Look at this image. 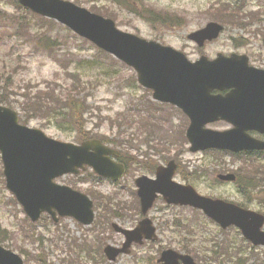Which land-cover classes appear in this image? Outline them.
<instances>
[{
  "label": "rangeland",
  "instance_id": "rangeland-1",
  "mask_svg": "<svg viewBox=\"0 0 264 264\" xmlns=\"http://www.w3.org/2000/svg\"><path fill=\"white\" fill-rule=\"evenodd\" d=\"M79 1L81 6L87 9L95 5L101 8V11H107L108 15L116 17V25L121 30L148 40L159 41L183 51L190 60H195L200 53L186 35L212 20L208 11L213 13L211 6L216 5L217 0H137L136 3L125 0L121 5L113 0ZM257 1L246 0V6L250 4L253 9H258ZM142 4L161 12L178 14L184 19V24L170 28L142 19L137 14ZM261 11L264 23V7ZM37 22L33 16L16 9L10 0H0V93L7 95L8 102L18 112L24 124L40 129L51 138L72 143L78 142V130L73 126L67 110L56 106L58 114H62L61 117L52 112H38L49 105L45 99L40 103L42 107L33 109L32 103L37 97L35 91L51 89L57 94L62 93L63 96L59 98L63 100L67 93L70 90L71 93L73 87H76L75 92L79 93V98L85 96L88 109L85 113L84 130L115 143L123 152L124 158L130 162V166L125 177L117 183L99 180L91 175L90 170L87 172L90 173L88 181L80 182L70 176L59 178L57 181L76 185L83 192L91 188L111 197V206L119 212L118 217L106 214L104 207L103 213L100 208L96 211V215L99 213V224L104 228L102 235L107 243L119 245L122 241L120 234L112 230L109 232L111 222L123 227H133L139 220L135 210L137 202L134 198V179L141 174L153 176L139 164L145 157L152 159L155 164H162L166 156L173 158L176 155L184 173L182 177H185L183 179L177 174L175 178L178 182L184 180L190 183L205 196L225 198L244 203L252 209L264 210V184L259 187L262 192L255 189L248 193L249 198H245L237 191L234 183L217 182L216 174L226 172L218 170L221 167L218 164L220 159L209 152L192 153L188 150V144L184 140L187 118L177 108L155 104L158 112L156 108L147 109L152 106L148 102L155 101L150 92L131 80L135 73L130 67L110 55L95 57V46L59 23L52 27L47 41L37 40V26L34 25ZM251 32L250 27L242 29L226 25L215 41L205 44L200 50L208 58L215 57L217 52L225 55L247 54L253 65L264 67V40ZM72 72L78 74L79 78H72ZM183 121H186V125L181 133ZM210 127L223 129L228 125L218 123ZM151 139L156 142L152 143ZM1 171L0 159V230H7L1 244L18 253L24 264H38V256L47 264H64L62 259L70 260V257L77 255L81 258L73 264H153L148 261L147 256L158 255V248L171 247L181 250L183 245H188L190 250L199 256H207V260L213 264L208 258L212 249L217 242L226 239L233 241L239 250L243 249V256L255 253L261 260L264 259L262 249L253 251L250 246H246L235 229L221 232L201 212L189 207L167 205L162 199H158L148 212V216L156 225L158 239L153 243L145 242L141 246H134L129 254L119 256L114 262L104 259V262L100 263L96 231L91 229L93 224L81 228L69 218H62L55 224L48 218L44 220V216L36 223H31L20 205L11 201L12 194L5 187ZM95 200L97 203L98 200ZM28 228L30 229L26 233ZM74 239H77L79 244L85 240L94 246V249H91L93 259L86 257L75 244L68 250L67 243ZM81 260L83 263L79 262ZM221 260L223 263L220 264H224V259Z\"/></svg>",
  "mask_w": 264,
  "mask_h": 264
},
{
  "label": "water",
  "instance_id": "water-1",
  "mask_svg": "<svg viewBox=\"0 0 264 264\" xmlns=\"http://www.w3.org/2000/svg\"><path fill=\"white\" fill-rule=\"evenodd\" d=\"M19 1L38 13L56 18L114 54L137 71L138 81L153 90L155 99L180 107L190 118L186 136L191 143V150L218 144L223 134L203 128L206 123L218 118H226L236 124L235 129L224 134L236 136L239 149L264 147L263 142H256L242 133L247 129L264 132V71L248 67L245 56L232 55L226 58L219 55L214 61L201 57L199 61L190 63L182 53L119 31L112 20L91 14L70 2ZM220 29L216 23H209L189 37L201 42L204 38L216 37ZM223 87H232L231 94L224 97L210 94L211 90ZM230 102L239 103V106L228 111L223 106ZM17 120L13 111L0 106V151L6 183L25 212L32 220H36L41 212L54 214L52 209H55L60 215H74L85 223L91 222L92 202L88 197L56 185L52 179L66 172H77V168L83 164L92 165L98 173L117 179L123 167L105 157L113 152L97 140L84 142L81 146L60 143L47 138L39 130L18 125ZM172 170H161L157 181H149L144 177L139 179L143 213L151 206L156 190L168 194L169 201L178 200L174 185L169 182ZM183 201L203 208L207 215L222 225L237 224L255 243L264 244V233L260 232L263 217L222 201L200 197L191 190ZM85 215L87 220L82 218ZM115 228L126 235V242L122 249L110 246L105 249L111 259L119 252H128L132 241L141 242L143 237L155 239V229L149 219L142 220L130 231L117 226ZM178 258L185 264H194L191 257L179 255L170 249L162 252L159 261L178 264ZM0 264H22V261L0 246Z\"/></svg>",
  "mask_w": 264,
  "mask_h": 264
},
{
  "label": "trees",
  "instance_id": "trees-1",
  "mask_svg": "<svg viewBox=\"0 0 264 264\" xmlns=\"http://www.w3.org/2000/svg\"><path fill=\"white\" fill-rule=\"evenodd\" d=\"M141 9H142V7L139 8L138 11H140ZM218 11H219L218 12L219 14L216 15V17L219 19H223L227 23L228 22L241 23V21H242V18H236V21H234V22L230 21L227 18L228 15H231L233 12V10L231 11V8L229 5H222L221 8L218 9ZM212 15H213V13H212ZM150 17L152 19H148V18H146V19L149 21H152V22H158L157 20H159L165 24L174 23L176 25H180L181 21H182V19L179 17H177L176 20H174L173 18H170L168 16H162V14H160V13H159V15L152 14ZM75 93H78V92H75ZM44 97H45V92L40 91L37 93V98L39 100L43 101ZM54 98H55V96H52L50 99H54ZM51 101H52L51 103H53L54 106H57V107L60 106V107L68 108V110L70 112V117L73 118L76 126L81 127L84 124V113H85V105H86L84 98L83 99L77 98L74 95V93L68 92L65 99L62 100L56 96V100H51ZM0 102L9 104L7 102V98H5V96L2 93H0ZM54 106L49 105L46 108L41 109L38 112H42V113L56 112V110H54Z\"/></svg>",
  "mask_w": 264,
  "mask_h": 264
}]
</instances>
